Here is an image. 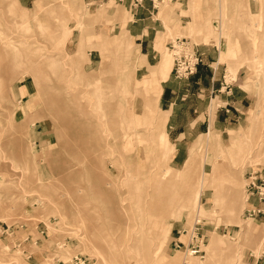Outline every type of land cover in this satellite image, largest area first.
Masks as SVG:
<instances>
[{
    "label": "rangeland",
    "instance_id": "rangeland-1",
    "mask_svg": "<svg viewBox=\"0 0 264 264\" xmlns=\"http://www.w3.org/2000/svg\"><path fill=\"white\" fill-rule=\"evenodd\" d=\"M18 1L20 5L17 0H0V228L9 226L10 232H16L12 237H0V264H32L24 253L31 237L34 241L29 251L44 255L34 264L70 262L77 255L86 256L89 264H161L160 257L178 255V264H183L191 251L176 249L175 243L187 245L197 231L195 228H201L206 238L200 245L202 253L188 256L193 264H205L212 254L206 252L212 232L224 249H219L210 264L242 261L252 264L254 257H264V224L246 213L250 207L245 209L248 173L260 170L264 176V105L257 107L261 96L264 102V0H222V3L163 0L159 5L160 15L169 26H174L170 17L176 10L183 17L178 20L176 32L167 35L160 57L170 48V42L185 38L190 44L177 47L174 54L192 55L194 45L215 47L216 54L212 56L224 69L222 82L229 84L242 72V87L247 95L242 119L235 122L227 116L224 121L220 112L221 122L215 126L223 128L212 132L219 133L222 143L227 145L231 133L244 129L247 142L245 147L241 143L232 147L230 153L217 154L213 147H206V134L187 138L168 136L174 153L167 164L151 174L158 138L146 122L145 105L152 102L160 109L158 90H144L136 80V73L133 75L136 46L129 34L127 44L131 42L128 50L132 53L129 58L126 54L119 55L122 70L119 61L116 67L113 65L114 55L104 59L99 51L90 48L105 36L111 40L123 31L128 33L119 18L127 13L120 14L110 8L100 19L92 21L91 17L105 5L96 6L91 0H82L71 7L65 5L66 0ZM35 14L39 18H34ZM189 25L195 28L192 34L185 33ZM54 26L61 33L73 31L63 52H60L62 46L49 40ZM81 39L87 45L91 61L82 59L72 67L68 63ZM229 50H234L233 58L228 56ZM105 64L110 68L106 69L103 80H110L115 86L123 74L129 81V92L122 97L127 98L128 109L119 117L132 116L135 128L131 141L127 143L124 138V143L119 142L114 155L107 154L95 141L97 132L107 126L99 122L96 114L100 109L93 104L95 98L79 80L82 74H96ZM118 88L104 87L103 95L118 101ZM218 105L223 109L221 102H214V111ZM256 109L260 110L257 122L254 121ZM31 117L35 118L34 122ZM199 132L207 133L206 129L187 130V133ZM257 146H260L258 150ZM193 149L199 154L198 165L191 176H186L177 170L184 168ZM206 153L213 159L219 155L216 162H225L226 168L220 171L222 177H216L223 181L227 176L229 183H235L240 200L233 207L235 201L228 188L219 194L228 200L217 207V216L201 214L197 222L195 213L180 212L169 218L171 238L160 243L161 250L154 248L140 232L142 219L127 214L124 200L139 196L136 189L140 187L144 191L141 195L151 193L145 202L148 207L151 203H167L176 209L184 201V194L196 192L192 203L195 206L198 193L190 184L198 182L202 170L210 173L209 163L204 168L201 165ZM127 172L133 180H128L131 177ZM154 175H161L160 187L154 188ZM170 191L173 195L166 202ZM214 194L215 190L208 188L201 196L206 213L214 206ZM170 227H165V233ZM251 227L253 233L248 238L245 231ZM39 239L42 243L38 247L35 243Z\"/></svg>",
    "mask_w": 264,
    "mask_h": 264
},
{
    "label": "crops",
    "instance_id": "crops-1",
    "mask_svg": "<svg viewBox=\"0 0 264 264\" xmlns=\"http://www.w3.org/2000/svg\"><path fill=\"white\" fill-rule=\"evenodd\" d=\"M81 1L82 0H66L65 5L71 7L77 2ZM160 1L161 0H157L155 2L153 0H91L92 3L96 4V6L105 5L103 9L99 10L97 14L91 17L92 21H97L100 19L99 16L104 15L106 10L110 8L118 10L120 14H123L124 11L127 14L119 16V18L122 25L126 26L128 33L123 31L120 34H117L111 40L105 36L103 41L90 45V48L95 51H99L102 55V58L104 59L109 57V55H114L115 61L113 62V65L116 67V63L118 61V63H120L119 55L126 54L127 58L131 57L132 50L129 51L128 49L131 48L132 44L131 42L127 44V36L129 34L136 46L134 54L136 72L134 66L132 69L133 75L136 73V80L141 84V87L144 90L148 91L152 88L158 90L157 98L159 99L160 109L158 106L156 107L155 103L152 102H148L145 105L146 122H149L148 126H150V128L155 131L153 136L158 138V146L155 149V156L154 160L152 161V167H154V170L150 171V174L151 172L157 173L161 169L162 164H167L174 153V146L168 141V136L187 138L193 136L199 137L206 134L204 136V143L206 147H213L217 154L220 152L223 154L230 153L232 152V147H235L238 144L241 145V143L245 147L247 142V133L244 129H240L239 131L231 133L227 145L222 143L219 133L212 132L213 130H220L223 128L221 126H215L217 122H221L218 116L220 112H222L224 121H227V116H230V118L235 122H239L242 119V115L246 109L245 103L247 99V95L242 87V72L239 71L237 79H234L231 83L227 84L226 81L222 82L221 79H225L224 69L220 68L218 61H215V58L212 56V54H216L217 49L215 47H209L208 49L204 47L199 48V46L194 45L192 48L193 53L200 60L196 73L187 79H179L174 73V51L170 49L174 43L170 42V48L167 49L161 57L160 54L163 46L166 44V39L168 38L167 35L176 32L177 28L179 27L178 20H182L183 17L178 12V10H176L174 16L170 17V21L174 20V28L169 26V24H167L165 21V17L160 15L159 5L163 3ZM17 2L20 5L18 0ZM220 2L222 3V0H220ZM129 16L131 17L130 19ZM34 18H39L38 14H35ZM38 23L42 24V22H39V20ZM81 26L82 22L79 21L77 27L80 28ZM185 30V33L189 34L195 32L194 26L190 25L188 28L186 27ZM219 31L220 33L222 32V26ZM72 32L73 31L69 29L67 32L61 33V29L58 26H54L52 28V33L49 40L52 43L54 42L55 44L62 46L60 52H63V46L70 39ZM179 40L183 41L187 46L190 44V42L185 38H176L175 42ZM86 49L87 45L85 41L81 39L77 50L71 57L68 65L74 67L82 59L91 61L88 57ZM259 49H262V45H260ZM228 53L230 58L235 56L234 50H229ZM107 66L108 65L106 64L104 67L102 66L100 71L96 72V74H82L79 77V80L84 82V84L87 86V89H89V93H92L95 98L93 104L95 107L100 109V111L98 110L99 114H96L99 116V122H104L107 126H103L104 128L97 132L95 135L97 140L95 141L98 143L100 148H105V150H103L107 154L114 155L115 151H118L119 142L124 143V138L126 139L127 143L131 141L130 139L134 135L133 133L135 132V128L134 118L132 116L124 115L119 117V114L121 112L124 113L125 108H127L125 105L128 104V100L127 98L122 97L125 93L128 94L129 92L127 89V83L129 81H126L125 75L123 74L117 78V84L115 86L111 85L113 82L109 83L110 80H103V75L107 73L106 71L110 68L109 67L107 69ZM119 67L122 70L121 63ZM110 86L115 89L119 87L118 90L120 99H118V101L114 102L109 100V96L105 94L103 95L102 89L104 87L110 89ZM55 88L56 87L51 89L55 90ZM214 102H221L223 109L220 105H218L214 111ZM262 105H264V102L263 97L261 96L257 107ZM22 107L24 108V106ZM259 111V109H256L255 111V122L260 121V119H258L260 116L257 115ZM228 113L231 115H228ZM41 118L43 117L41 116ZM30 120L34 122L35 118L31 117ZM166 125L167 133L165 132ZM200 129H206L207 133H187V130L193 132ZM157 130L158 132H156ZM208 137H210V139ZM244 153H247V149ZM206 156L207 153L204 155V158H202L201 165L202 168H204V166L209 163L211 165L210 173L207 174L204 172V170H202L198 182L190 184L192 188H195V191H197L199 195L196 203H198L200 206L195 204V206L185 208L183 203L184 201L181 200L179 206L176 209L170 208L167 203L164 205H154V203H151V205L148 207L145 202L148 201L147 196H150L151 193H147L145 195L146 197L141 195V193H144V191H142L140 187H137L136 189L138 194L140 192L139 196H136L135 198L131 197V199L126 198V200H124L126 201V205L128 207L127 214L130 217H139L142 219V228L140 232L144 234L145 239L152 243L154 248L161 250L162 247L160 243L162 242L163 244V242L171 238L172 223L169 222V218L176 217V215L180 212H189L191 214L195 213V221L198 222V220L201 218V214L217 216V211H219L217 207L222 205V201L227 200L225 195H219L225 193L224 191L228 189L229 181L227 176H224L223 181L214 180L216 166L224 169L226 168V164L225 162L215 161V158L218 159L219 155L215 156L214 159ZM198 159V151L193 149L191 151L190 157L184 165V168L177 171L186 176H191L198 165ZM115 162L118 163V160L114 159V163ZM163 174L164 173H162V175ZM127 176L131 177L128 180L134 179L129 172H127ZM154 176L156 178L154 188H157L158 186L160 187L161 179L159 178L161 175ZM208 188H213L215 190V194L214 206L209 212L206 213L205 210L203 211L200 198L202 196L201 193L203 194V192ZM190 189L189 192H191ZM172 192L170 191L168 194H166V202L169 201L171 195H173ZM197 205L200 208H198ZM248 207L252 209H259L261 204L259 203L256 196L250 197L248 202V194L246 193L245 209ZM257 219H259L264 224V215L258 216ZM167 225H170L171 227L169 231L165 233V227ZM212 235H215V233L212 232ZM216 238L219 244V249H224V247L221 246L220 239L217 235ZM28 241L31 242L25 244L26 249L24 252L27 256L31 255V259L28 260V262L32 264L38 263L44 258V255L39 251L31 253L29 249L32 247V242L34 240L31 237V240ZM41 243L42 240L39 239L35 244L39 247ZM177 256L178 255H175L168 259L165 257H160L161 264H178L176 260L178 259ZM241 264H243V261ZM247 264L251 263L249 262ZM252 264H264V260L258 262L254 259Z\"/></svg>",
    "mask_w": 264,
    "mask_h": 264
},
{
    "label": "built area",
    "instance_id": "built-area-1",
    "mask_svg": "<svg viewBox=\"0 0 264 264\" xmlns=\"http://www.w3.org/2000/svg\"><path fill=\"white\" fill-rule=\"evenodd\" d=\"M154 2L157 0H153ZM161 3L163 2L162 0L160 1ZM185 43L183 41H177L174 42L173 46L171 49L174 51L177 50V47H184ZM200 60L197 56H195L194 53L192 55H186L183 52H176L174 54V73L179 79H187L190 76L194 75L197 70V66L199 65ZM248 180H250V183L247 188V193H248V202L250 197L256 196L259 203L261 204V207L259 209H252L248 208L246 210V213L250 215V217L257 218L258 216H263L264 215V176H262V172L260 170H253L252 172L248 173ZM196 232L191 236L190 241L187 245H183L180 242L175 243L176 249H182L186 248L187 250L191 251L192 254L194 255H200L202 251L200 250V245L203 244L205 241V235L201 233V228H195ZM16 232L11 231L9 226L6 228L1 227L0 228V237L4 238L5 236L7 237H12ZM43 234V232H42ZM29 237L26 239L28 240ZM19 247L21 244L18 245ZM184 246V247H183ZM25 252V251H24ZM31 259V255L27 256V261ZM258 262L263 260L264 257L261 258H255ZM58 264H89V259L86 256L83 255H77L73 257L70 262H65V261H57Z\"/></svg>",
    "mask_w": 264,
    "mask_h": 264
},
{
    "label": "bare ground",
    "instance_id": "bare-ground-1",
    "mask_svg": "<svg viewBox=\"0 0 264 264\" xmlns=\"http://www.w3.org/2000/svg\"><path fill=\"white\" fill-rule=\"evenodd\" d=\"M103 12V11H102ZM103 14V13H102ZM220 29V28H219ZM220 32V31H219ZM174 51V50H173ZM159 73V72H158ZM163 78V77H162ZM155 79V78H154ZM153 79V80H154ZM157 80V79H156ZM158 81V80H157ZM159 82V81H158ZM153 84V83H152ZM154 85V84H153ZM152 85V86H153ZM147 86V85H146ZM155 87V86H154ZM158 87H159V85H158ZM209 139H210V137H208ZM209 141V140H208ZM259 143H261V142H259ZM259 145V144H258ZM260 145H262V144H260ZM264 146V145H263ZM260 146H257V150H258V148H259ZM258 152V151H257ZM241 156L242 155H239V158H241ZM207 157V156H206ZM206 160V159H205ZM191 166H193V165H191ZM192 171V170H191ZM221 171V168H219L218 166H216V170H215V172H214V180H219V178H217L218 176L219 177H222V173L220 172ZM203 174H204V172H203ZM190 175V174H189ZM217 176V177H216ZM188 178V177H187ZM236 178V177H235ZM202 181V180H201ZM205 181V180H204ZM200 182V181H199ZM229 186H231V187H228V188H230V190H231V192H232V195H233V198H234V205H233V207H236V203H237V201H239L240 200V198H238V193H237V191H238V189H237V187H235V183H229ZM203 188V187H202ZM201 188V189H202ZM229 190V189H228ZM201 191V190H200ZM196 192H194L192 195H189V194H184V207L185 208H190V207H192V206H194V205H192V203H193V201H194V198H196V196H194V195H196L195 194ZM201 195H202V193H201ZM198 196L199 195H197V199H198ZM201 199V198H200ZM200 199H199V201H200ZM228 200V199H227ZM244 202V200L242 199L241 200V203H243ZM196 204H198V203H196ZM199 205V204H198ZM197 205V206H198ZM232 205V204H231ZM200 206V205H199ZM198 206V208H200ZM194 208V207H193ZM199 216V215H198ZM197 216V217H198ZM242 224V223H241ZM240 224V226H242ZM253 225V224H252ZM243 228V227H242ZM252 229V227L251 228H247L246 229V231H245V235H246V237H251L252 236V233H253V231L251 230ZM243 232H244V229L242 230ZM252 231V232H251ZM245 237V238H246ZM209 248H207V250H206V252L207 253H209V252H212V254L209 256V257H207L206 258V260H205V264H210L211 263V261L213 260V258H214V256L216 255V253H218V251H219V244H218V241H217V238H216V235H213L212 237H211V239H210V242H209ZM194 255V254H193ZM188 256H192V253H188L187 254V258H185V261H184V263L183 264H193V261H192V258H188Z\"/></svg>",
    "mask_w": 264,
    "mask_h": 264
}]
</instances>
